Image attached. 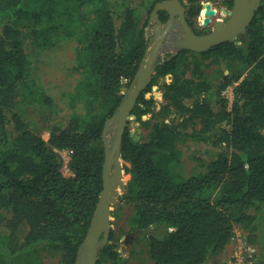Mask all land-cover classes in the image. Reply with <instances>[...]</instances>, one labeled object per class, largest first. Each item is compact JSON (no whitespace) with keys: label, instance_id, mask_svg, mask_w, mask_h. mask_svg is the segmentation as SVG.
<instances>
[{"label":"trees","instance_id":"trees-1","mask_svg":"<svg viewBox=\"0 0 264 264\" xmlns=\"http://www.w3.org/2000/svg\"><path fill=\"white\" fill-rule=\"evenodd\" d=\"M159 1L0 0V264H47V257L75 264L103 189V129L148 52ZM188 1L199 14L202 0ZM259 14L240 43L158 60L128 120L125 221L136 241L146 240L154 264H206L238 227L248 242L264 244V0ZM53 38L75 43L79 78L67 118H57L28 51L29 39L42 48ZM231 87L232 102L223 94ZM153 89L163 92L158 110L145 96ZM134 120L144 130L139 141L130 134ZM186 141L195 144L193 158L213 156L192 174L180 169ZM120 232L111 230L97 264H129Z\"/></svg>","mask_w":264,"mask_h":264},{"label":"water","instance_id":"water-1","mask_svg":"<svg viewBox=\"0 0 264 264\" xmlns=\"http://www.w3.org/2000/svg\"><path fill=\"white\" fill-rule=\"evenodd\" d=\"M260 2L261 0H235L232 10L223 8V12L229 16V19L226 22H216V29L206 34H196L192 30L185 18L184 8L180 0H164L156 3L152 11V19L159 18L158 12L160 10L168 11L171 18L163 33L159 29V36L156 35V40L151 49L149 46L148 52L129 87H122L125 96L117 110L106 120L103 129L105 143L103 189L75 264H97L101 248L110 242L113 227L111 223L112 203L120 196V192L126 188V182L122 177L124 174V160L121 151L124 132L140 95L152 81L162 41L165 35L172 30L175 13L178 12L180 15L178 23L181 24L179 26L181 35L176 43L177 51L173 52L171 56L176 55L180 49L201 52L226 41L240 43V40L246 37L245 30L252 22ZM204 7L205 18L203 22L204 25H208L211 16L216 11L210 3L205 4ZM136 124H138V134H134L133 129L130 130V134L134 140L139 141L142 127L139 121ZM109 134L112 135V138L108 136Z\"/></svg>","mask_w":264,"mask_h":264},{"label":"rangeland","instance_id":"rangeland-1","mask_svg":"<svg viewBox=\"0 0 264 264\" xmlns=\"http://www.w3.org/2000/svg\"><path fill=\"white\" fill-rule=\"evenodd\" d=\"M205 4L211 3L213 5V8H216V5L212 1L204 0ZM205 10V8H203ZM203 11V10H202ZM153 28L148 27L147 29V35L149 37L152 36ZM171 33L168 35V43L161 45L160 48V54L158 58L160 60L165 59L169 54L177 51L176 43L178 42V39L176 41L173 40V43H171V40L175 38V36H180L181 29L179 26H175L170 31ZM164 42V41H163ZM241 42V41H240ZM28 51L31 53L32 56V62L34 66L36 67V73L37 78L41 82V84L47 89L49 94L55 99L57 105H58V114L56 115L57 118H67L69 107L67 103V95L68 93L73 89L74 85L76 84L79 74L73 70L75 65V43L71 41H67L65 39L56 40L54 41V38L51 42H49L47 45L43 46L42 48L39 47H32L31 39L28 40ZM153 43L151 41L150 49L152 48ZM225 63H223L224 65ZM228 70H226L227 72ZM167 81H171V76L166 77ZM216 89H214L212 92L215 93ZM223 94L230 99L232 102L233 100V87L228 88L223 92ZM145 96L149 99H153L155 101L154 107L156 110L160 108V106L164 103L163 99V92L160 89H153L151 92H147ZM216 107V106H215ZM49 116L54 117V112L52 111ZM151 113L145 114L143 116V120L150 118ZM47 118L44 119L48 123V127L51 126V124L54 123L53 118ZM138 122L137 120L132 121L130 123V130L133 127V124ZM43 126L42 121L37 120L36 121V127L35 129L37 131H42V135L45 139L49 138V133L47 131V128ZM141 126V122H140ZM144 132L142 129L141 134ZM110 138H112V135H108ZM192 141H186L182 142L179 145V148L182 153V164L180 165V169L184 174H192L195 171L202 170V166L206 164L205 162H208L213 156L206 155L204 156V160H198L193 158L194 154V148ZM62 156L64 159V165H63V173L66 176H70L72 172L70 171L68 167V161L70 159L69 152L68 151H62ZM202 153L200 154V156ZM126 162L124 161L123 165H125ZM124 182H126V187L128 184V181L130 179V174L126 173L124 170L123 174ZM126 192V188L120 192V196L116 198V200L112 203L111 207V223H112V229L116 230L117 232H120L121 230L125 231V233L120 232V246L119 251H121L122 255L129 258V264H154L152 262V259L148 252V245L146 240L140 239L136 241V237L134 238V235H131L127 232L129 229L125 219L127 217V214L131 211L129 204L125 203L123 196ZM120 213V215H118ZM264 222V210L260 214V221ZM123 229H120V226L123 225ZM264 230V227H263ZM135 236H137L135 234ZM234 239V244H237V240L240 238H245V233L242 231L241 228H237L236 235ZM264 237V236H263ZM226 251V249L217 256L211 257L206 264H215L214 262L218 260V264H223L229 257L232 249ZM258 247V254L261 257H264V244L263 243H254ZM264 260V259H263ZM47 264H58V260L56 258L47 257L46 258Z\"/></svg>","mask_w":264,"mask_h":264},{"label":"flooded vegetation","instance_id":"flooded-vegetation-1","mask_svg":"<svg viewBox=\"0 0 264 264\" xmlns=\"http://www.w3.org/2000/svg\"><path fill=\"white\" fill-rule=\"evenodd\" d=\"M161 1H164V0H161ZM180 1L182 3L183 8H184L185 18H186L188 24L190 25V27L192 28V30L196 34L210 33V32H212V31H214L216 29L215 28L216 22H218V21L226 22L229 19V16L223 12V8H226L227 10H232L233 7H234V4H235V0H207L208 2L212 1L214 3V5H216V8H215L216 13L213 16H211L210 23L208 25H204V22H203V20L205 18V15L203 13V11H204L203 8H205L204 7L205 6L204 0H202L200 2V5L202 6V9H201L200 13L197 14L196 16L192 15L191 8H192L193 4L191 2H189L188 0H180ZM211 6L213 8L212 4H211ZM261 6H262V0L260 2V6L255 11V16H254L252 22L254 21L256 16H258V17L260 16L259 11L261 9ZM154 8H155V6H154ZM154 8L150 12L149 22H148V26H147V29H148L149 26L153 28L152 36L149 37L150 38V43H151V41H152V43H154V41L156 40V35L159 36V33H158L159 29H161L160 30L161 33L164 32V30L166 29V24L168 23V21L171 18V14L168 11H166L167 12V16H166L165 12H163L164 10H160L158 12L159 18L158 19H155V18L152 19V11L154 10ZM179 20H180V15H179L178 12H176L175 15H174V22L172 24V28L175 27V26H181V24L178 23ZM252 22L250 23L249 26H247V28L245 30L246 35L248 34V29L251 28ZM170 33L171 32H168L165 35V37L163 39L164 42L162 41V45L166 44V42L168 41L167 37H168V35ZM178 38H179V36L176 35L175 38L171 40V43H173V40L176 41V39H178ZM242 40H240V41H242ZM181 50H184V49H180V51ZM169 55L166 58H168ZM165 59H163V60H165ZM158 60H160V58H158Z\"/></svg>","mask_w":264,"mask_h":264},{"label":"built area","instance_id":"built-area-1","mask_svg":"<svg viewBox=\"0 0 264 264\" xmlns=\"http://www.w3.org/2000/svg\"><path fill=\"white\" fill-rule=\"evenodd\" d=\"M237 241L223 264H264L259 260L258 247L255 244L248 242L246 238H240Z\"/></svg>","mask_w":264,"mask_h":264},{"label":"bare ground","instance_id":"bare-ground-1","mask_svg":"<svg viewBox=\"0 0 264 264\" xmlns=\"http://www.w3.org/2000/svg\"><path fill=\"white\" fill-rule=\"evenodd\" d=\"M131 129H133V131H134V134H138V124H133V127L131 128Z\"/></svg>","mask_w":264,"mask_h":264},{"label":"crops","instance_id":"crops-1","mask_svg":"<svg viewBox=\"0 0 264 264\" xmlns=\"http://www.w3.org/2000/svg\"><path fill=\"white\" fill-rule=\"evenodd\" d=\"M232 247H233V242L226 248V251L231 250Z\"/></svg>","mask_w":264,"mask_h":264}]
</instances>
